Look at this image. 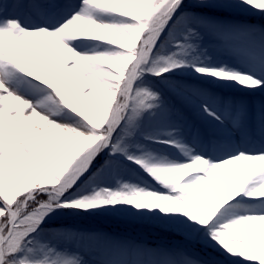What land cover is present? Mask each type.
<instances>
[{"label": "snow or ice", "instance_id": "6c2138e0", "mask_svg": "<svg viewBox=\"0 0 264 264\" xmlns=\"http://www.w3.org/2000/svg\"><path fill=\"white\" fill-rule=\"evenodd\" d=\"M256 14L264 0H0V264H218L48 227L101 213L264 264V139L224 134L248 109L216 91H264V27L237 22Z\"/></svg>", "mask_w": 264, "mask_h": 264}, {"label": "rangeland", "instance_id": "374dc122", "mask_svg": "<svg viewBox=\"0 0 264 264\" xmlns=\"http://www.w3.org/2000/svg\"><path fill=\"white\" fill-rule=\"evenodd\" d=\"M237 22L264 27V16L258 14L245 15ZM213 54L218 60H228L229 62L232 60L231 55L226 52H215ZM216 91L225 97L243 103L248 109V116L244 121L243 126L236 128L233 127L231 123H228L223 129L224 134L230 136L237 142H243L245 139H249L258 143L261 139H264V131H262L259 122V112L261 107L264 106V91L246 93L236 87L216 89ZM86 105L87 101H83L79 107H81V110L86 113L91 114ZM193 127L194 129L199 128L201 135L204 137L219 134L216 133V130L213 129L212 126L198 120H193ZM48 227L52 230L75 228L82 231H95L112 238L116 237L117 239H121L122 237H134L135 240H143V243L146 246L153 245L155 248L163 247L172 249L183 247L189 253L194 254L201 259L216 261L218 264H229L228 257L222 255L220 252L212 248H205L200 243L186 240L183 235L166 228L159 221L142 220L126 213H101L79 215L75 217H58L54 218L49 223ZM155 240L161 241L162 243L157 245ZM84 258L89 261H95L98 260L100 256L99 253L88 252Z\"/></svg>", "mask_w": 264, "mask_h": 264}, {"label": "trees", "instance_id": "16d2710c", "mask_svg": "<svg viewBox=\"0 0 264 264\" xmlns=\"http://www.w3.org/2000/svg\"><path fill=\"white\" fill-rule=\"evenodd\" d=\"M87 232H94V233H98V232H95V231H87ZM118 235V234H117ZM122 236V235H121ZM114 239H117L116 237H114ZM130 239V240H129ZM117 240H122V241H132V243H137V244H141V245H145L144 243H141V242H138V241H134V240H131V238H128V237H122L121 239H117ZM149 247H152V248H155L153 245H150Z\"/></svg>", "mask_w": 264, "mask_h": 264}]
</instances>
